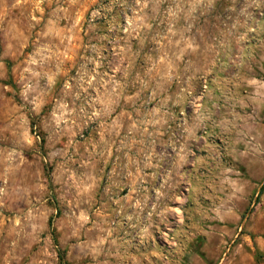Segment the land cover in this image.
<instances>
[{
    "label": "rangeland",
    "instance_id": "1",
    "mask_svg": "<svg viewBox=\"0 0 264 264\" xmlns=\"http://www.w3.org/2000/svg\"><path fill=\"white\" fill-rule=\"evenodd\" d=\"M264 0H0V264H264Z\"/></svg>",
    "mask_w": 264,
    "mask_h": 264
},
{
    "label": "trees",
    "instance_id": "2",
    "mask_svg": "<svg viewBox=\"0 0 264 264\" xmlns=\"http://www.w3.org/2000/svg\"><path fill=\"white\" fill-rule=\"evenodd\" d=\"M264 187V186H263Z\"/></svg>",
    "mask_w": 264,
    "mask_h": 264
}]
</instances>
